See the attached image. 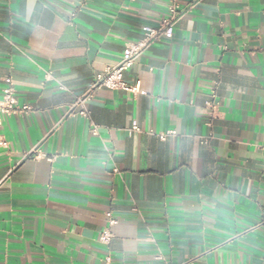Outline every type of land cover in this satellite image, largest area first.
<instances>
[{
	"label": "crops",
	"instance_id": "0c3cea01",
	"mask_svg": "<svg viewBox=\"0 0 264 264\" xmlns=\"http://www.w3.org/2000/svg\"><path fill=\"white\" fill-rule=\"evenodd\" d=\"M176 2L124 72L140 93L84 118L168 0H0V96L32 107L0 127V264H264V0Z\"/></svg>",
	"mask_w": 264,
	"mask_h": 264
},
{
	"label": "built area",
	"instance_id": "2783aa9c",
	"mask_svg": "<svg viewBox=\"0 0 264 264\" xmlns=\"http://www.w3.org/2000/svg\"><path fill=\"white\" fill-rule=\"evenodd\" d=\"M168 2L167 18L161 20L156 27H143L141 40L125 47L115 67L107 68L101 73L95 74L85 91L72 103L68 111V115H78L88 118V105L95 92L99 89L124 91L132 94L140 93L138 84L128 85L125 82L124 72L131 66L133 61L148 50L153 43L160 41L163 38L171 37L174 23L183 15V13L189 11L195 5L192 4L184 9H180L176 0H168ZM3 82L4 87L0 96V127L2 125L3 117L27 113L32 110V107L27 105L18 106L15 95L16 93L10 78L7 77L3 79ZM96 128L97 127L95 125L92 126L93 134H96ZM132 130L137 131L138 129L135 125H133ZM175 135L176 133L174 131H166L157 134L161 141H165L168 137H174ZM7 145L8 144L5 139L0 135V147L7 148ZM110 240L111 235L107 232L101 233L98 237V241L103 245H108ZM106 261L109 262L110 258L107 257Z\"/></svg>",
	"mask_w": 264,
	"mask_h": 264
}]
</instances>
